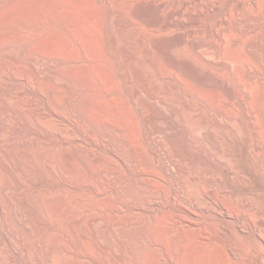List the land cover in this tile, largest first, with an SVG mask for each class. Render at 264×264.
Returning a JSON list of instances; mask_svg holds the SVG:
<instances>
[{
  "label": "rangeland",
  "instance_id": "374dc122",
  "mask_svg": "<svg viewBox=\"0 0 264 264\" xmlns=\"http://www.w3.org/2000/svg\"><path fill=\"white\" fill-rule=\"evenodd\" d=\"M66 1L69 0H65V2L63 1V4L66 3L64 6L61 4L62 0H52L51 3L48 2L50 4H47L43 0L0 1V23L7 21V19L10 20L11 18L12 20H15L17 18L16 14L18 16L20 14V16L23 15L22 17L34 19L39 17L37 20H42L45 23L37 30L30 31L27 28L22 27L18 29H8L6 30V33L0 31V41L5 40L6 38H17L16 36L18 34V37L23 36L25 40L26 38L29 40L33 37H36L37 39L30 47H33L34 45V48L41 54L51 56L55 55L54 57L56 60H58L57 62H59L57 63V65L59 64L58 66L54 64L53 68L55 71L59 72V69L60 71H68V69L71 71L74 70L76 73L73 71L72 74L78 73V75L80 74V76L83 77V83L78 82L75 79L74 81H72L73 79H68L70 83L68 82V85L64 86L61 83L63 79L61 75L56 74L58 77H56V75H39L40 77L38 75H34L35 73L29 70V64L27 60L24 59V57H20L21 59L18 58L19 61L17 60L16 62L10 61L9 63H0L4 64H2L3 66L0 65V82L3 84L10 83L5 78L9 74L18 76L22 74V76L25 77L23 78L24 80L22 79V81L17 82L15 85L16 90L18 89V95L16 97H7V100L6 97L0 96V264H34L35 258L39 257V255L43 256V252L40 251L42 249H39L41 247L38 246L39 243H45L43 241H46L45 247H52L54 242L57 241L54 229L58 226L64 230L65 235L67 236L65 242L72 241L74 239L76 236L75 230L78 232H87V222L89 217H91L93 213L105 214V212L100 210L95 212L92 210V208H94V203H96L95 201H98V197L95 196L94 189H103L104 186L102 183H100L101 181L97 176L94 177L90 174V172L94 170L97 172L100 166L106 165V163L109 161L108 156L105 155L103 150L105 147L103 142L104 140L102 138V133L104 130L113 131L118 135L120 134L119 136H123L124 138L126 137L127 140L131 139V137H133V140H135L138 138L136 136H140V132L142 130L143 115L151 111L152 113L154 112L153 114L155 115H158L157 113L160 114L161 112V114L164 113L167 116L176 114L179 117H183L185 113L187 114V110L184 108L186 107V99H191L190 93L196 97L194 98L196 107L199 106L197 108L199 114L197 113V115L200 116L196 117L203 119L205 123L209 124L215 133L220 136V140L224 141V144L226 145L225 147L228 146L231 148L238 159L241 168L245 170L252 179H254L256 184L255 189L264 191V173L261 170V165H258L256 168H254L249 155V138L251 131L250 121L253 122V125L257 130L260 132L264 131V50H260L262 52L256 51V54L255 50L251 46V48H248L250 44L248 45L247 42L238 41V43H236L238 39L237 25H239L236 18L237 11L234 7L236 0H197L194 3L187 5L185 7V14H183L181 17L174 18L175 24L177 25L175 28L176 30H170V32H166V37L164 36L165 33L159 31L157 32V30L149 31L147 27L145 29V26L142 23H136L137 21H132L134 27L137 24L140 27L144 26L141 27V29L137 25L138 29L140 28L142 32L145 33L147 30L146 34H151L152 37L164 36V39L168 40L169 45L173 43V45L170 47L172 49L170 50L172 56L176 59L178 58V60L180 59V61H186L185 63L189 66V70H191L192 74L195 76L197 75L196 77L192 75L190 79H185L184 76L181 77L182 75L179 74L173 67H171L169 62L161 57V54L157 51H154L149 55V57L152 56V59L150 58V64L145 62V55H147V53L144 51V45L141 43L139 44V42L134 43V48L138 44L136 46V48L138 47V50L135 48V51L134 48H132L129 52H126L123 50V48H121L123 47L121 45L123 44V40L121 38V40H119V42L121 41V44L119 43V47H121L120 49L116 50V54V52L113 51V49H111L109 46V38L107 36L108 19L106 20L107 15L105 10L100 9V11L93 0H70L68 4ZM141 1H146V3L151 2V0H148V2L147 0ZM162 1L166 3L165 9L162 11L156 9L154 12V17L159 20L167 19L168 11L174 10V8L184 0ZM116 5L118 6V4H114L115 8L117 7ZM5 11L7 12L5 13ZM58 14L60 17H58ZM68 14L69 18H71L70 20L73 21L74 24L77 22V24H75V26L77 25V28L80 29L84 23V27H82V33L84 34L86 32L85 36H83L85 42L84 45H86L85 51L87 49L89 51H86V54H89V57H91L93 53L96 54H93L91 57L95 59L92 63L71 65L73 69L70 68V65L68 67L64 60L74 57L78 58L82 56L83 52L72 41L70 35L65 33V31H63L62 28L57 25V23H55V20L58 22H68ZM120 17L121 18L119 20L115 19V22L119 21V23H114L113 21V25H116V27H123L122 29L124 31V25L127 26L129 17H124V14ZM60 19H62V21ZM87 24H90V27ZM86 28L89 29V31ZM84 29L86 31H84ZM39 33L43 34L41 38L39 37L41 40L38 38ZM88 33L90 35L89 37ZM161 34H163V36H161ZM175 39L177 43L175 42ZM174 43L177 45L174 46ZM139 48L143 49L139 50ZM30 49H28V52ZM15 50H18V46H15ZM133 50L135 52H133ZM143 51L145 54L142 57ZM113 52L116 55H114ZM127 53H129V56ZM127 56L130 57V59L132 57V59L135 60H129ZM95 57L99 59L96 60ZM59 58L61 59L60 61ZM123 58H126V61ZM181 58L183 60H181ZM46 61L50 60L45 58L44 60L40 61L38 65L49 67L50 64L48 63L50 62L47 63ZM135 61H138L137 63H140V65L145 63V66H143L146 69L149 66L150 70H153V72L149 71V69L147 72H145L146 69L143 66H141L142 69L139 68L140 65ZM157 62H159V65H157ZM151 63L154 64L152 65ZM129 64L130 66L128 67ZM135 66L142 71L145 70L144 73H142ZM159 66H161V68ZM242 66L243 68H241ZM132 67H134L135 70H132L134 69ZM244 69L245 71L247 69L249 72L247 73L249 75L244 73ZM80 72H83L86 77ZM140 72L142 74H140ZM160 72L161 74L162 72L164 74L160 75ZM169 73L172 74L170 75ZM145 74L147 76L149 75L150 77L148 76L147 78ZM165 74L168 75L166 78H169L166 81L163 80L164 78L162 79L160 77ZM155 76H158V78ZM129 77L132 81H130ZM151 77L157 78L158 81L157 79H152ZM198 77H202L203 80L198 81ZM36 78L38 79L36 80ZM145 78L148 79V81L145 82ZM125 79L129 80V85L132 88L129 85L128 88L123 85ZM149 81L151 85L149 84ZM159 81L162 87L160 86V83L158 84ZM161 81H164L165 84H163ZM139 82L142 84H139ZM76 83L78 85H76ZM152 83L158 84L160 90H155V88L158 86L156 85V87H154L155 84L153 85ZM176 83H178V85H176ZM79 84H87L89 87H92L93 90L90 88L88 89L89 91L87 90L90 93L87 91H82L81 93V91L78 90ZM174 84L181 88H176ZM24 87L27 88L25 89ZM167 87L168 89H166ZM48 88L50 91L54 89L56 91H53L55 95H53L52 92L47 91L51 93V102H49L50 106L55 108L54 111H56V114H59L58 116H60L62 119L67 120L68 124L52 119L48 114L44 113L45 110L43 109V104L38 98L39 94L49 90ZM21 89L22 91L24 89L25 92L23 91V93H21ZM124 89H129V91L135 89L139 91L137 97V103L139 106L133 105L131 101H129L130 99L128 95L121 92L125 91ZM180 90L182 92L184 91V94H182ZM112 91H119L121 93L112 96ZM157 91L161 92L158 93ZM23 94H26L27 96ZM164 94H166L165 97ZM152 95L154 97H151ZM82 97L88 98H85L88 102V105L87 103H85L86 106L81 105L82 103H74V101L76 102V100H79V98L83 99ZM120 98L123 100H120ZM1 99L3 100L1 101ZM118 99L119 101H116ZM153 99L154 101H152ZM5 102H7L9 106H7ZM146 102L148 103L146 104ZM2 103H4V106ZM5 104L8 108L7 110H4ZM128 105L130 110L128 109ZM74 106L76 107L75 109ZM169 110L170 112H168ZM5 111L6 113L8 112V114H6ZM248 114L252 117V120L247 118ZM227 116L234 117L235 120L227 122ZM28 128L34 129L36 131L38 130L37 132H39V134L42 133L43 136L40 134L39 137H35L28 134ZM60 128L62 129L63 133ZM226 131H231L230 134H232L234 137L232 141L226 140V137L223 134ZM44 134H46V137ZM79 135L84 138L82 144L78 143L79 145L76 144L77 146H73L71 141H74L75 137L77 138ZM134 136L136 137L135 139ZM262 138L264 140V134H262ZM37 140L40 142V145L36 144ZM42 140L44 144L42 143ZM181 142V145H185V150H188L187 143L184 138L181 140ZM89 151H91V154ZM65 154L69 155V159L65 157ZM89 154L92 156L95 155L94 157L99 156L100 159L102 158L101 162L97 164L93 162V160L91 161L92 157L89 156ZM141 158L142 157L139 156L138 162L140 165L137 163L134 164L131 161L129 162L128 160V165L131 171L128 170L127 166H118L117 168V171L120 170L118 174L122 181H126L128 183L126 190L119 188L118 194L120 193L122 196H124L128 202L131 201L126 196V191L131 190V186L133 187L134 184H137V187L143 188L147 187V185L149 186V183L152 187L161 186L159 181L149 182L148 176H141L139 171L141 169L140 166L144 165V160ZM197 160L200 161L203 159L198 157ZM119 167H121V169ZM227 178H229V175H227ZM37 183L38 187H35L34 185ZM67 183L70 185L69 187H67ZM88 183H90L93 188L89 187L90 184ZM251 190L252 189L250 188L246 189V192ZM107 192L110 193L109 191ZM57 194H59L60 197H57ZM109 195L112 196V201H114L115 197L117 196V194L114 193ZM52 197L54 201L52 200ZM47 200L51 203H47ZM150 214L153 213L148 210H135L134 217L137 222H141L142 220L148 219V217H152ZM161 214L163 215V212L160 213V215ZM76 215L82 216V221L78 224H75L76 229H68V226H70L68 220L72 216ZM62 219H64V222ZM21 223L25 224L30 231H22L19 226ZM86 240V243H88V241L91 243L93 242V237L90 236Z\"/></svg>",
  "mask_w": 264,
  "mask_h": 264
},
{
  "label": "bare ground",
  "instance_id": "6f19581e",
  "mask_svg": "<svg viewBox=\"0 0 264 264\" xmlns=\"http://www.w3.org/2000/svg\"><path fill=\"white\" fill-rule=\"evenodd\" d=\"M43 1H45L47 4H50L52 0H43ZM63 1L65 2V0H62L61 4H63ZM69 1H66L67 4L69 3ZM93 1L95 2V5L98 6L99 10L104 9L106 12V15H107L106 20L108 19V24L106 23L107 33H108L107 36L109 38V46L111 49H113V51L116 52V50L120 49L121 46L119 47V45L121 44V41L119 42V40H121V38L123 40V44H121L123 47L121 48H123V50L126 52H129L132 48H134L135 42L136 43L139 42V44L141 43L144 45V49H145L144 51H146L145 53H147V55H145L146 59L144 61L147 62L148 64H150V58L152 57V56L149 57V55L152 54L154 51H157L161 54V57H163L166 61L169 62L171 67H173L179 74L182 75L181 77L184 76L185 79L187 78L190 79L192 75L195 76L194 74H192L191 70H189V66L185 63L186 61L185 62L180 61V59L178 60V58L176 59L172 56V53L170 51L172 49L170 47L171 45H173V43L170 42L171 44L169 45L168 40L166 39L167 40L166 41L164 38L166 37V34H167L166 32L168 31L170 32V30H176L175 28L177 25L175 24L174 18L183 16V14H185V11H186L185 7L189 4L196 2L197 0H184L182 3L178 4L174 8V10L168 11L167 13L168 18L165 20H159L156 17H154V14H155L154 12L156 9L160 11L165 9L166 3L163 2L162 0H151V2H148L147 0L148 3H146V1L143 2L141 0H93ZM115 3L118 4V6L116 5L117 6L116 8L114 6ZM234 7L237 11L236 18L239 24L237 25L238 39L236 43H238V41L247 42L248 45L250 44L248 48L251 46L255 50V52L256 51L262 52L264 50V0H236ZM6 12L7 11H5V13ZM123 14H124V17L126 16L129 17L128 19L129 22L127 20L128 22L127 26L124 25V28H125L124 31L122 29L123 27L121 28L119 26L116 27V25L115 26L113 25L116 22L119 23V21L115 22V19L119 20L121 18L120 16H122ZM22 16H20V14L19 16L16 14L17 18L15 20H12L11 18L10 20L7 19V21L5 22L1 21L2 23H0V31L6 33V30L8 29H18L22 27L27 28L28 30L31 31V30H37L40 26L45 24L44 21L37 20L39 17L37 19H34V18L22 17ZM58 17H60L59 14H58ZM67 18H69V14ZM3 19L6 20L5 18ZM55 19H56V16H55ZM70 19L71 18L68 19V22L67 21L63 22L62 19H60L62 22H58L55 20V23H57V25H59L62 28V30L65 31V33H68L70 35L72 41L79 47V49L82 50L83 54L82 56L78 58L74 57L70 59H65L64 62L67 63L66 65H68V67L69 65L71 66L74 64L83 65L87 63H92L95 60L91 58L94 53L91 55V57H89V54L88 55L86 54V51H88L87 49L88 46L86 48L87 50L85 51L86 45H84L85 42H84L83 36H85L86 32L84 34L82 33L83 32L82 27H84L83 25L84 23L82 24V27L78 25L79 27H81L79 29L77 28V25L75 26L77 22L75 21L76 23L74 24V22L71 21ZM132 21H135V22L137 21L136 23L138 22L142 23L145 26V29L147 27L149 31L157 30V32L159 31V32L165 33L164 34L165 37L163 36V34H161V36L163 37H152L150 32H149L150 35L146 34L147 30L145 31V33L141 31L142 29L141 27H144V26L140 27L137 24L141 28V29L139 28L140 29L139 30L137 25L135 27L133 26ZM87 30L89 31V29ZM84 31L86 30L84 29ZM42 35H43L42 33H39L38 38L39 37L41 38ZM18 36L19 34L16 36L17 38L15 37L6 38L5 37L6 38L5 40L0 41V63L1 62L9 63L10 61L16 62L18 58L24 57V59L27 60L29 64V67H28L29 70L31 72H34L35 73L34 75H38V76L39 75H54L55 76L56 74L61 75V77L63 78L61 83L64 86L68 85V82H69L68 79H73L72 81H74L75 79L76 81L83 83V79H82L83 77H81L80 74L79 75L78 73L72 74L74 70L71 71L67 68L68 71L66 70L60 71V69H59V72L55 71L53 68L54 64L57 65V63H59L57 62L58 60H56V58L54 57L55 55L51 56V55L41 54L34 48V45L33 47H30L32 43L37 39L36 37H33L32 39H29V40L26 38L25 40L23 36L22 37H18ZM89 36L90 35L88 33V37ZM149 42H152V43H149ZM175 42L177 43L176 39H175ZM176 45L174 43V46ZM15 46H18V50H15ZM137 48L136 50H138ZM28 49H30L29 52H28ZM140 49H143V48H139V50ZM253 49H252V52H253ZM134 50L133 52L136 51ZM144 51L142 53L143 54L142 57L145 54ZM113 54L116 55L117 52L116 54L113 52ZM127 54L129 56V53ZM128 56L127 58L131 60L132 57L130 59V57ZM45 58H48L50 60V61H46L47 63L50 62L48 63L50 64V66L44 67V66L38 65V63L44 60ZM153 58H154V55H153ZM98 59L96 58V60ZM60 60L61 59L59 58V61ZM132 60H135V59H132ZM181 60L183 59L181 58ZM140 63H137V64L140 65ZM144 64L145 63L141 64L139 68H141V66H143ZM157 65H159V62H157ZM129 66L130 64L128 65V67ZM159 67L161 68V66ZM70 68L73 69L72 66ZM241 68H243V66ZM148 69L149 71L153 72V70H150L149 66L147 67L146 71L145 70L144 71L147 72ZM132 70H135V68ZM140 71L144 73V71L142 70ZM141 72L140 74H142ZM247 72H248L247 69L246 71L244 69V73L246 75H249L248 74L249 72L248 73ZM80 73H83V72H80ZM130 74H133V73H130ZM159 74L162 75L164 73L162 72L161 74L160 72ZM148 76L146 75L147 78ZM166 76L168 77L167 74L160 76V77L162 79L164 78L163 80L166 81L169 79V78L167 79ZM56 77L58 76L56 75ZM155 77L158 78V76H155ZM5 78L10 83L3 84L2 82H0V96L6 97V98L12 97V96L16 97L18 95V91H17L18 89L16 90L15 85L17 82L22 81V79L25 77L22 76V74L19 76L9 74ZM151 78L154 79L153 77ZM37 79L38 78H36V80ZM199 80H203L202 77L201 78L198 77V81ZM130 81H132L131 78H130ZM146 81H148V79H146L145 82ZM164 81H161V82L165 84ZM186 81H189V80H186ZM156 83H154L155 84L154 87H156V85L158 86L160 81L158 82V84ZM139 84H142V83L139 82ZM149 84H150V81H149ZM76 85L78 84L76 83ZM123 85H125V87L128 88L129 80L125 79ZM176 85H178V83H176ZM160 86H161V83H160ZM78 87H79L78 90L81 91V93L82 91L86 92L90 88L92 89V87H89V85L87 84H84V85L79 84ZM178 87L179 86H176V88ZM156 89L160 90L159 86L156 87L155 90ZM166 89H168V87ZM124 90L125 91H121V92L128 95L130 99L129 101H131L133 105L139 106L137 103V97H138L139 91L135 89L132 91H129V89L128 90L124 89ZM23 91L21 89V93H23ZM47 91H50V89L46 90V92L44 93H40L39 98L37 97L38 99L41 100L43 104V109L45 110L44 113L48 114L52 119L59 120L62 123L68 124V121L58 116L59 114L57 115L56 111H54L55 108L50 106V103H49L51 102L50 92L52 93L53 91L56 92L55 89L50 92H47ZM121 92L112 91L111 95L112 96L118 95ZM157 92L159 93L161 91H157ZM180 92L184 94L183 93L184 91L182 92L180 90ZM23 95H26V94H23ZM53 95L55 94L53 93ZM165 95L166 94H164V97ZM190 96H191L190 97L191 99L189 98L186 99V102H185L186 107L184 109L187 110V114L185 113L183 117H179L176 114H175L176 116L174 114L171 116L170 115L167 116L164 113L161 114V112L160 114L157 113L158 115H155L153 114L154 112L152 113L151 110H150L151 112H149L148 110L149 113L143 115V119H142L143 126L140 132V136H136L138 137L137 139H135L136 137L134 136L135 140H133V137L127 140L126 137L125 139L123 136H119L120 134L118 135L114 133L113 131L104 130V132L102 133V136H103L102 138L104 140L103 142L105 145L103 150L105 152V155L108 156L109 161L105 158L108 161L106 165L100 166L97 172H95L94 170L90 172V174L91 176H94V177L97 176L99 180L101 181L100 183H102V185L104 186V187L102 186L103 189H99V190H97L98 188L94 189L95 196L98 197V201L96 200L95 201L96 203H94V208H92L93 205L91 206V208L94 212L100 210L102 212H105V214L93 213L92 216L89 217L88 222H87L88 231L78 232L77 230H75L76 236L74 237L72 241L65 242L67 236L65 235L64 230L60 226L56 227L54 229L55 231L54 233H55V236L57 237V241L54 242V245L52 247L51 246L45 247L46 241H43L45 243L40 242L38 246L41 247L39 249H42L40 251L43 252L42 253L43 256L39 255V257L35 258L34 261L36 263L34 262V264H264V191L255 189L256 184H255L254 179H252L249 176V174L241 168L240 163L238 159L236 158L234 152L231 150V148L228 146L225 147L226 145L224 144V141L220 140V136H218L217 133H215V131L209 124L205 123L203 119L196 117V116H200V115H197L198 113L197 108L199 106L196 107V103L194 101V98L196 97L193 96V94L191 93H190ZM151 97H154V96L152 95ZM85 98L83 99L79 98V100L75 99L76 102L74 101V103L76 104L82 103L81 105H85V103H87L88 105V102L86 100L88 98L86 99ZM121 99L122 98H120V100ZM2 100L3 99H1V101ZM161 100H164V99H161ZM116 101H119V99ZM152 101H154V99ZM5 103L7 104V102ZM147 103L148 102H146V104ZM6 104H5L4 110L8 109L6 107ZM2 105L4 106V103H2ZM7 106H9V104H7ZM76 107L74 106V109ZM128 109H129V105H128ZM159 111H162V110H159ZM168 112H170V110ZM6 114H8V112ZM247 118L249 120H252L251 119L252 117L249 114L247 115ZM234 120H235L234 117H231V116L226 117L227 122L234 121ZM250 124H251V129H250L251 131H250V138H249V155L251 158V163L254 168H256L258 165H261V170L264 173V140L262 138V134H264V131L260 132L259 130H257L254 127L252 121H250ZM34 129L28 128L27 133L35 137H39L40 134L43 136L42 133L39 134V132H37L38 130L36 131ZM132 130H135V129H132ZM230 132L226 131L225 133H223L227 141L228 140L232 141L234 139V137L232 136V134H230ZM44 135L46 137V134ZM81 135H79L77 138L75 137V139L72 137L74 139V141H71L73 143L72 144L73 146L78 143L82 144L84 138ZM183 138L185 139L187 143L188 150L187 149L185 150L184 148L185 145L184 146L181 145L182 143L181 140ZM37 142L39 141L37 140ZM37 142L36 144L40 145V142L39 143ZM42 143H43V140H42ZM89 153L91 154V151H89ZM90 154L89 156L92 157L91 161L93 160V162L97 164L101 162L102 158L100 159L99 156L94 157L95 155L92 156ZM139 156H141L144 160V165L140 166L141 169L139 170L141 176H148L149 182L159 181L161 183L160 184L161 186L152 187L151 184L149 183V186L147 185V187L143 188V187H137V184H134L133 187L131 186V190H127L128 193L126 191L127 195L126 194L125 195L131 201V202H128V200L124 196H122L120 193L118 194L119 188H121L122 190H126V188L128 187V183L126 181H122L121 177L118 174L120 170L117 171L118 170L117 168L118 166H121V167L127 166L128 170L131 171L128 165V160L129 162L131 161L134 164L135 163L139 164L138 162ZM196 156L202 158L203 160H200V161L197 160L198 157ZM65 157L69 159L68 154H65ZM121 167L119 168L121 169ZM227 175H229V178H227ZM37 185L38 183L34 186L36 187ZM20 186L22 187L21 184ZM69 186L70 185H68L67 183V187ZM89 187L93 188L91 184ZM249 188L252 190L246 192V189H249ZM107 191H109L110 193H108ZM112 193L117 194L114 201H112L113 199L112 196L109 195ZM58 196L60 197L59 194H57V197ZM52 200H53V197H52ZM57 202H54V203H57ZM47 203H51V202H48L47 200ZM135 210H138V211L148 210V211H151V213L153 214H150L152 215V217H148L149 216L148 215V216H145V217H148V219L142 220L141 222H137L134 217ZM162 212H163V215L162 214L160 215V213ZM57 214H58V211H57ZM82 219H83L82 216H78V215L72 216L68 220V223L70 225L68 226V229H76L75 224L80 223ZM63 220L64 219H62V221ZM19 226L22 229V231L24 230L27 232L29 230V228L23 223L19 224ZM90 236L93 237V242L90 243L88 241V243H86L87 241L86 239ZM32 257H35V256H32Z\"/></svg>",
  "mask_w": 264,
  "mask_h": 264
}]
</instances>
